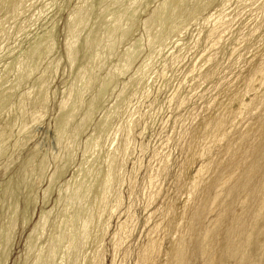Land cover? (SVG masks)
I'll return each instance as SVG.
<instances>
[{"label": "bare ground", "instance_id": "bare-ground-1", "mask_svg": "<svg viewBox=\"0 0 264 264\" xmlns=\"http://www.w3.org/2000/svg\"><path fill=\"white\" fill-rule=\"evenodd\" d=\"M40 1L0 0V15H2L0 18V47L2 42L7 41V37L13 33L9 30H13L14 26H8L9 22L11 20H20ZM88 1L81 0L80 4L78 2V5L69 13L65 22L64 31L66 36L63 44L66 62H68L69 67H72L73 63L77 64L75 61L78 53L77 48H82L86 42H81L83 45L78 46L80 33L87 23L88 7L90 5H88ZM124 1L110 0L107 3L105 2L104 6L102 5L104 9L98 19H102L100 23L105 22V25L102 26L101 24V26H106V28L104 27L106 30L98 36L99 31L94 38L95 41L88 39V41H94V44L92 42L94 45L92 49L95 52L92 56L93 58L89 60V57V62H87L88 60L86 62L85 60L82 61L81 58L84 63L81 62L82 65L79 66V71H77L76 75L74 73L75 77L73 76L72 84L61 95V100L58 101V116L55 122L60 131L57 133L55 128L56 133L54 132V134L56 135L51 143L52 149L50 152L52 157L57 159L58 152L61 151L60 148L65 146L66 162L69 166L68 161L74 151L72 145L77 142L75 141L74 143L76 137L83 134L82 128L88 118H90V109L94 108L95 110L93 105L97 102H95L94 97H96V92L100 93L99 89L93 94L94 96L92 95V98H89L90 100H87V103L85 102L87 104V113L84 117L81 116L82 119L80 118L75 128L72 127L73 131H71L72 134L69 138L66 139L63 135L64 132L70 130L69 125L75 121L74 117H79L78 115L76 116L77 113L75 111L79 110L78 107L82 105H80L81 99L86 96V92L90 93L89 90L96 81V71L99 66L101 68L100 64L104 62L100 51L106 52L109 56L110 52L120 46L126 37L134 34L135 29L133 28L139 25L136 24V26L134 22L137 21L134 20H136V16L140 14L142 8L145 7L141 6V2L144 0H129L123 5ZM158 1L159 3L148 11L149 13H144L146 8L141 12L147 15L140 22V25L143 26L145 44L148 47L157 45L158 41L165 38L164 28L167 26L170 28L169 30H173L175 40L180 37L183 38L182 35L186 33L187 28L196 23L198 25L201 23L204 26V31L202 36L190 38L188 43L187 41L183 43V40H181L182 44L181 47L177 48V52L173 53V56H169L168 60L165 61L163 59L164 61L160 68L152 73L154 78L163 80L160 84H162L163 88H166L174 78V68L179 69L182 62L190 58L186 68L181 70V73L179 72L180 77L178 80L176 79L177 83L173 86L172 94L167 100V108L170 110L171 116L168 122L163 125L166 132L161 137L159 145L153 150L152 157L145 167V172L141 178L140 186L137 191H134L137 183L136 176L142 167V156L147 146L145 147L143 143L136 145V137L140 136L141 138L144 131L142 128L137 132L136 128H138L137 126L140 128L142 120H154L159 114L160 106L155 103L156 99L153 100L154 98L146 107L142 105L145 108L144 111H146V113H141L143 115H139L140 113L135 106L134 109L126 113L124 120L119 118L121 122L118 123L119 126L115 129L112 138H106L108 140L110 138L111 142H109V147H107L108 149L110 148V151L105 158L103 157L105 159L103 162L106 163L104 172H101L103 177L100 178L101 174L99 173L100 175L96 174L99 177L98 179L94 177L89 179L90 177L88 176L87 178V174L96 165L93 164L100 159L102 154H100L102 149L98 146L100 141V136L98 135L97 137L98 129L96 128L98 127L94 125L93 129L97 132L96 134L94 132L92 135L89 134L90 136L87 135L88 139L86 143L84 142L85 148L83 147V151L81 150L83 153H81L80 166L75 170L73 169L74 172H72L70 179L64 181L63 189L60 190L61 192L58 193L55 200V203L62 207L61 211L63 214L61 216L60 214L57 215L58 217L56 215L51 217L52 208L43 210L44 207H41L38 217L32 223L30 222V229L24 240L25 245L22 257L27 259L33 255L31 264H106L105 249L103 247L106 237H108L109 243L112 245L109 264H115L117 254L136 229L135 216L131 211L134 200H142L144 211H147L149 206L154 204L158 198H161L160 203L144 218L145 224L152 223L145 232L144 241L137 247L133 264H195V260H199L200 264H227L231 260L234 264H264V0H233V4H228L230 0H222L215 7L213 5V3H217L215 0H191L192 4H189L186 0ZM184 2H188L190 7L187 6V9H184ZM49 4L37 6L38 10H35L37 12L30 16L29 19H25L29 21L36 18L37 15H41L44 8ZM227 4L229 6L232 5L228 7ZM140 7L142 8L140 9ZM211 8L212 10H210ZM109 12L117 14L114 17H110ZM206 12L207 14L204 15ZM107 15L110 18L107 19L105 17ZM131 15H136L134 22L129 21L130 17L128 19V16ZM164 15L167 16L168 20L170 19L169 24H167L166 18H163L165 17ZM181 18L183 19L181 20L182 23L175 26ZM98 19L96 18V21H99ZM23 21L19 25L16 24L17 28L14 29V32L17 35L24 32L26 28L28 21L27 23L25 20ZM169 25L175 28L172 27L174 29H171ZM198 28L201 29L200 26ZM50 31L40 37L39 41L30 48V51L28 50V53L26 51L27 55H25L24 60L23 57L17 61L15 60V65L11 64L15 66L16 79L14 81H16L15 85L17 87L24 80L28 82L29 80L27 79H30L31 76L34 77L35 72L39 70L38 67L41 61L43 62L45 58H48L47 56L52 52L54 43L51 41L50 34L53 32L51 33ZM168 33H166L167 36ZM171 34L170 36H172ZM173 36L170 41L173 40ZM88 43L83 48H87ZM131 43L128 47L126 46L127 48H123V53L117 57L119 59L117 61L118 64L116 62V70L114 71L116 65L113 64L114 72L108 73L109 69L106 71L107 78L110 80H115L119 76L124 78L131 71L133 63L136 62V53L134 51L139 50L138 47L137 50L134 48L141 45V38L135 39ZM163 44L164 41L161 45ZM161 45H157L158 48L154 52L152 51L153 53L148 50L151 55L148 53L149 56L148 59L146 58V62L144 60L143 64L139 63L141 65L126 76V82L121 81L124 83L122 84L123 86L120 84L122 89L118 93V99L125 92H128L127 89L130 84L135 81L138 82L139 79L145 77L149 72V66L156 58H159L157 56L163 54L161 53L163 48ZM90 46H92L91 43ZM164 50L166 51V49ZM88 52L90 51L87 50V54ZM139 53L140 51L137 54ZM107 55L106 57L108 58ZM59 59H51L52 61L50 60L47 67L42 68L43 71L38 73L40 75L34 81L32 80L34 83L33 88L32 86L30 90L28 88L27 91H29L27 93H20L21 96L18 93L19 98L17 99L16 108L13 110L15 111V116L11 115V110H6L8 101L13 96V93L14 95L16 94L12 91L14 89L8 87L0 92V117L5 114L4 119L0 121V158L5 154L4 143L6 144V140L13 137V148L17 150L27 145L30 138H32L31 130L45 118L44 116L48 110L47 96L50 90L48 88H50L49 84L53 74H56ZM69 67L67 68L68 70L70 69ZM8 69L5 68L3 73L0 74V83L8 76L7 74L10 70ZM177 69L174 73L177 72ZM171 70L172 74L170 73ZM106 79L103 80L105 81ZM140 81V84L144 83ZM148 82L145 87L139 84L143 87L142 96L152 91ZM15 85L13 86L15 87ZM152 89L154 88L152 87ZM105 90L107 91L108 88L105 87ZM135 91L137 93L139 90L136 89ZM138 94L136 95L138 96ZM105 95L107 94L105 93L104 97ZM141 95L140 97H142ZM149 96L148 94L147 98ZM192 98H197L200 105L196 107L192 103ZM100 100L102 101V98ZM97 101L99 100L97 99ZM114 102L110 108L111 113L113 111L116 112V109L120 107L118 101ZM118 104L119 107L117 108ZM4 109L6 112H4ZM100 117L99 122H96L99 127L103 124L105 125V123L106 125L110 124V118ZM72 119H74L73 122ZM14 125H16V128ZM13 128L14 132H12ZM110 128L111 126L109 130H106L111 132ZM84 132H86L85 129ZM100 132L102 131L100 130ZM90 144L93 147H90ZM37 145L35 144L34 147L37 148ZM137 149H139L138 153L136 152ZM175 150L179 151L180 160L173 163V151ZM89 158H92V161H89L93 162L91 164V166L93 165L92 167L86 166L89 163L85 161ZM26 163H30V159H27ZM129 163H131L130 168H128ZM41 165L42 163H40V166L37 164L40 167H37V171L40 170V174L42 171ZM173 165H175V171L171 177L175 187L173 195L169 196L163 193V188L165 180L171 175ZM63 166L65 167L66 165L63 164ZM35 168L33 167V170ZM62 168L61 166L56 171L53 170L54 172L48 179V184L43 189L42 202L50 195L52 183L54 182L53 184H55V180L65 175V171ZM100 168L99 170L96 169V171L100 172ZM33 170L30 172L32 175L35 171ZM91 174L93 175V172ZM41 175H44L43 171ZM38 177L40 178V176ZM126 180L129 181L128 189L130 191L128 194V205H124V196L121 192V186L123 183L125 185ZM20 181L22 182V179ZM92 184H96L93 189ZM6 187L3 190V192L5 191L4 194L10 189L9 187L6 191ZM79 202L81 203L79 204ZM9 211L8 218L5 217V219H8H6L8 222L5 225L7 229L4 227L5 231L3 230V232L0 229V235H2L0 238V264L7 262L11 238H13L16 224L14 208ZM113 218L116 220L114 223L115 227L114 231L110 232L109 229ZM29 221L31 220L23 214L22 227L25 228ZM47 231H49V234L46 233ZM121 252L122 257L119 264H124L125 259L131 255V252L128 248L122 249Z\"/></svg>", "mask_w": 264, "mask_h": 264}, {"label": "rangeland", "instance_id": "rangeland-1", "mask_svg": "<svg viewBox=\"0 0 264 264\" xmlns=\"http://www.w3.org/2000/svg\"><path fill=\"white\" fill-rule=\"evenodd\" d=\"M98 0H89L88 1V5H89V7H88V9H89V13H88V18H87V23H86V25L84 26L85 28H83L82 29V32L80 33V38H79V44H78V46H81V44L83 43V42H87L88 41V39H90V40H94L95 41V36L98 34V32L100 31V33L98 34V36L100 35V34H102L103 32H105V28H106V26H104V27H102L103 25H105V22L104 23H100L101 22V20H99L98 19V17H99V15H100V13H101V11H103V7H102V5L104 6V4H105V2L107 3L108 1H110V0H99L98 2H97ZM101 1V2H100ZM103 1V2H102ZM129 0H125L122 4L123 5H125V2H128ZM150 1V2H149ZM144 0L143 2H141V6L143 7V6H145L144 8H142V7H140V9L142 8V11L139 9V11H141V12H143V10L145 9V11H144V13H149L148 11H150L156 4H158L159 3V1L158 0H152L153 2L151 3V0ZM186 1H188L189 2V4H192L191 2L192 1H194V0H186ZM191 1V2H190ZM78 2H79V4H80V2H81V0H41L40 2H38L37 4H36V6H33V8H31L30 10H29V13L27 12L26 13V15H28L27 17H25V16H23L20 20H11V21H13V22H9V24H8V26H11V27H13L12 29L13 30H9V31H11V32H13V33H11L10 34V32H9V37H7V41H3L2 42V44H1V47H0V74L1 73H3V71H4V69L6 68V69H8L9 67V73L7 74L8 76H6V78H5V80L4 81H2L1 83H0V92L3 90V89H7L8 87L9 88H13L14 90H12V91H14L16 94L14 95V93H13V96L10 98V100L8 101V103H7V107L9 108H6V110L7 111H10V112H12L11 113V115L13 116H15V111H13L16 107V104H17V99L19 98V95H20V93H27L31 88V86H32V88H33V81H34V79H36L40 74H38V73H41V71H43V67H47V65H48V63L50 62V60L52 59H59L60 61H59V65H58V67H57V70H56V74H53V76H52V79L50 80V88H48V89H50L49 90V92H48V96H47V100H48V110H47V112H46V114H45V118H43V120L40 122V123H38L37 125H35V127L31 130V132H32V135H31V137L32 138H30V140H29V142L27 143V145H25L26 146V148H25V146H22V147H20L18 150L17 149H14L13 148V137H10V139L9 140H6L5 142H6V144L4 143V149L6 150L4 153V155L3 156H1V158H0V229H1V232H3V230L5 231V229H4V227L7 229V226H5L6 225V223L8 222L7 220V218H8V215H9V213H10V211L9 210H11V208H14V210H15V212H16V218H15V228H14V233H13V238H11L12 239V241H11V246H10V250H9V253H8V256H7V262H5L4 264H31V261L33 260V255H31L29 258H27V259H25V257H22V254H23V250H24V245H25V242H24V240H25V238H26V236H27V233H28V230L30 229V224L33 222V220L34 219H36L37 217H38V215L40 214V210L42 209L41 207H44L43 208V210L44 209H49V208H52V215H51V217H54L55 215L57 216V215H59L60 214V216H61V214H63L62 213V207L61 206H59V204H57V203H55V200H56V198H57V195H58V193H60L61 191L60 190H62L63 188H62V185H63V183H64V181H66V180H68V179H70V177H71V175L73 174L72 172H74V170L75 169H77L79 166H80V164H81V160H82V156H81V153H83L82 151H83V147L85 146V143H86V140L88 139L87 137V135H89V134H91L92 135V133L94 132V134H96V132L98 131V132H100V130L102 131V132H100V134H98V132H97V137H98V135L100 136L99 138H100V141H101V137H102V141L100 142L99 141V147L102 149V150H100V148H98V150H100V154H101V157H100V159L99 160H96V162L93 164V165H100L102 162H103V160L105 161V157H106V155L108 154V152L110 151L107 147H109V142H111V139L110 138H112V136H113V133L115 132V129H117L118 128V126H119V124L118 123H120L121 121V119H123L124 120V118L126 117V113L127 112H129L131 109H134V107L135 108H137V110H138V112L140 113L139 115H143V114H141V113H146V111H144V107H146V105L153 99V100H155L156 102V104L157 105H159L160 106V112H159V114L156 116V118L154 119V120H146V121H141L142 123L140 124V128H139V126H137L138 128H136V131L138 132L140 129H142L143 128V135H142V137L140 138V136H138V137H136V145L138 146L140 143H143L144 145H145V147H146V150H145V152H144V154H143V156H142V167H141V169L138 171V173H137V176H136V179H137V183H136V185H135V188H134V191H137V189L139 188V186H140V181H141V178H142V176H143V174H144V172H145V167L147 166V164H148V162H149V160H150V158L152 157V153H153V150L159 145V143H160V140H161V137L164 135V133L166 132V130L164 129V126L163 125H165L167 122H168V120L170 119V116H171V114H170V110L167 108L168 106H167V100H168V98L170 97V95L172 94V88H174L173 86H175L176 85V83H177V80H178V78L180 77V73H181V70H184L185 68H186V65L188 64V62H189V60H190V58H187V60H185L184 62H182V64L180 65V68L179 69H177V68H174V70H173V75H174V78L172 79V81H171V83H170V85L168 86V87H166V88H163L162 87V84H160L161 82H163V80L160 78H154V76L152 75V73L156 70V69H158V68H160V66H161V64L163 63V61L165 60H168L171 56H173L176 52H177V48H179V47H181V40H183L182 42L183 43H186V41H187V43L190 41V38H194V37H196V36H202L203 35V31H204V29H203V27L204 26H202L201 25V23L198 25L197 23L196 24H194V25H192V26H190V27H188L187 28V30H186V33H184V35H182V37L183 38H178V39H176L175 40V37L173 36V30L171 31V30H169L170 28H168V26L166 27V28H164V39L166 40H160V41H158L157 42V45H161L162 44V42L164 41V44L166 43V45H167V47H166V45L164 46V44L163 45H161V47L163 46V48L164 49H166V51L163 49H161V53H163V54H160V56H157V57H159L158 59L156 58L155 60H154V64L152 63L151 64V66H149L150 68H149V72L145 75V77H142V78H144V79H139V80H141L140 82H144V83H139V80H138V82L137 81H135L136 82V84H135V82L134 83H132V84H130L129 86H128V92H125L126 93V95H125V93L123 94V95H125V96H121V97H119V99L117 98V96H118V93L121 91L120 89H122L121 88V85L124 83V82H126V80H127V78H126V76H128V74H130L132 71H133V69H135V68H137L138 66H140L141 64H143L144 62V60H145V62H146V58L148 59V56H149V54L150 53H153L154 52V50L155 49H157L158 48V46L155 44L153 47H148L146 44H145V35H144V30L142 29V27L143 26H141L140 25V22H142V20L147 16L146 14H144V13H141L140 12V14L138 15V13H137V15L138 16H136V20H134V15H131V16H133V17H131V16H128V19H129V17H130V19H129V21L131 20L132 22H134V21H137V22H134L135 23V25L137 24H139L138 26H140V27H138L137 25V27L136 26H134V27H136V28H133V29H135L134 30V34H132V35H129V37H126V39L120 44V46H118L116 49H114V51H111L110 52V54H109V56L107 55V53L106 52H103V51H100V53L103 55V57H101L102 55L99 53V55H101L100 57L101 58H103V60H104V62L103 63H101L100 65H101V68H100V66H99V69H97V71H96V74H95V83L93 84V86H91V88H90V93L89 92H86V96H83V98L81 99V103H80V105L82 106H80V107H78V111H79V113H78V111H75V113H77L76 114V116L78 115L79 117L77 118H75L74 116V119H75V121L73 122V120L74 119H72V122L74 123H71L69 126V131L68 132H64V135H63V137L64 138H69V136L72 134V132L71 131H73V128H75V125H77V122H79V120H80V118L82 119V117H84V115L87 113V100H90L89 98H92L94 95L93 94H95V92L96 91H98L97 89H99L100 90V93H101V91H102V89L104 88L105 89V87H107L108 88V90L105 92L104 91V89H103V91H102V93L100 94L99 92H96V97H94L95 98V102H97V103H95L93 106L95 107V110H94V108H91L90 110L91 111H89L90 113H92V111L94 110V112L92 113V114H90L89 113V117L90 118H88V121L86 122V124H84L83 125V128L85 129V131L86 132H84V129L82 128V133L83 134H81L80 136H77L76 137V139L74 140V143H75V141H77L76 143H75V145L73 144L72 146H73V149H74V151L72 152V155H71V159L68 161L69 162V164H70V166L67 164V162H66V158H67V154H65V152H66V150H65V146H62L61 148H60V150L61 151H59L58 153H59V155L61 156H59V155H57L58 157H57V159L55 158H53L52 157V154H51V149H52V141H53V139H54V136L56 135V134H54V132L56 131V129H57V133L60 131L57 127V124H56V120H57V116H58V104H59V102L58 101H60L61 100V95H63L65 92H66V90L70 87V84H72V80L74 79L73 78V76L75 77V75H76V73H77V71H79V66H81L82 65V63H84V62H82V61H84L85 60V62H86V60H88V58L90 57V59L89 60H92L91 58H93L92 56H93V54L95 53L94 52V49H92L93 47H94V41H88L87 43H88V45H87V48H83L87 43L85 42L84 44V46H82V48H80V47H78L77 48V56H76V62H77V64H74L73 63V65H72V67H69L68 66V62H66L67 61V59H66V55H65V49H64V40H65V34H66V32L64 31L65 29V22H66V19H67V17H68V15H69V13H71L74 9H75V7H76V5H78ZM151 3V4H149V3ZM188 2H184V4H185V6L183 7L184 9H187V6H189L190 7V5H188ZM215 2H217V3H213V5H214V7L215 6H217V4H219V2L221 3L222 2V0H215ZM233 2V0H230L229 1V3L228 4H230V3H232ZM47 3H50L49 5H47L45 8H44V10L42 11V13H41V15L39 14V15H37V17L36 18H33V19H31V20H26L27 18L29 19V17L30 16H32V15H34L35 14V12H37V11H35L36 9L38 10V7H40L41 5H43V4H47ZM97 3H98V5H100V6H98L97 5ZM99 3H102V4H99ZM95 4V5H94ZM145 4V5H144ZM146 4H147V6H146ZM183 4V5H184ZM227 4V5H228ZM233 4V3H232ZM231 4V5H232ZM97 5V6H96ZM231 5L229 6L228 5V7H231ZM38 6V7H37ZM37 7V8H36ZM100 7V8H99ZM213 7V8H214ZM228 7H226V8H228ZM183 8H182V10H183ZM210 10H212V8L210 9ZM31 11V12H30ZM138 11V12H139ZM116 12V11H115ZM31 13V14H30ZM109 15H110V17H114L117 13H114V12H109L108 13ZM207 14V12L206 13H204V15H206ZM109 15H107V16H105L107 19L108 18H110L109 17ZM204 15H202V16H204ZM1 16L2 15H0V18H1ZM165 17H163L164 19L167 17L166 15H164ZM26 18V19H25ZM96 18L99 20V21H96ZM100 18V17H99ZM133 18V19H132ZM182 18H184V17H182ZM180 19V21L181 20H183V19ZM202 18V17H201ZM139 19V20H138ZM23 20H25L26 21V23H27V21H28V23L26 24V28H25V30H24V32H22L20 35L18 34H16L15 32H14V29L15 28H17V25L16 24H18L19 25V23H22V22H24ZM58 20V21H57ZM134 20V21H133ZM166 20V22H167V24H169V20H168V18H166L165 19ZM168 20V21H167ZM177 21V20H176ZM180 21H178L177 22V24H175V26L176 25H178V24H180V23H182V21L180 22ZM17 22V23H16ZM34 22V23H33ZM96 22H98V23H100L99 25H98V23L96 24ZM166 22H165V24H166ZM96 25H98V26H96ZM174 23H176V22H174ZM101 24H102V26H101ZM164 24V25H165ZM166 24V25H167ZM163 25V26H164ZM172 25V24H171ZM171 25H169V27H171ZM198 25V26H197ZM16 26V27H15ZM29 26V27H28ZM52 26H54V27H52ZM92 26V27H91ZM100 26H101V28H103V29H101L100 28ZM200 26V28L201 29H199L198 27ZM172 27H174V26H172ZM171 27V29H174V28H172ZM57 28V29H56ZM94 28H96L95 29V31H93V29ZM99 30H98V29ZM48 29H49V31L53 34H50L51 35V41L54 43L53 44V50H52V52L47 56L48 58H45V60H43V62L41 61V63L39 64V70H37V72H35V74H34V77L33 76H31L30 77V79H27V80H29L28 82L26 81V80H24L23 82H21L22 84H19L18 85V87L20 88H18L15 84H16V81H14L15 79H16V71H15V60L17 61V60H19L20 58H23V60L25 59V55H27V53H28V50L30 51V48L32 47V46H34L35 45V43L37 42V41H39L38 39L40 38V37H42L43 35H45V33L47 34V33H49V31H48ZM102 31H101V30ZM136 29H137V31H136ZM98 30V31H97ZM139 30V31H138ZM165 30H169V31H165ZM200 30H202V31H200ZM55 31V32H54ZM63 31V32H62ZM95 33V35H94V33ZM136 31V32H135ZM170 31H171V33H170ZM199 31V32H198ZM169 32V33H168ZM91 33H93L92 35H90ZM166 33H168V36H170V34L173 36V40H171L170 41V38L172 39V36H170V37H168L167 36V34ZM83 34V35H82ZM88 34V35H87ZM198 34V35H197ZM16 35V36H15ZM93 35H94V37H93ZM53 36V37H52ZM84 36H86L85 38H83ZM139 36V37H138ZM167 36V37H166ZM88 37V38H87ZM90 37V38H89ZM91 37H92V39H91ZM131 37V38H130ZM137 37V38H136ZM87 38V39H86ZM128 38V39H127ZM139 38H141V45H138V46H135L136 48H134V49H136L137 50V47H138V51H134V49H133V51L136 53H134V52H132V53H134L135 54V63H133V65H132V67H131V71L127 74V75H125L124 76V78L123 77H118L117 79L115 78V80H110L109 78H107V70H108V73L109 72H111L112 73V71H113V64H115L116 65V62L118 61V59H117V57H119V55H121L123 52H122V50H124L125 49V47L127 46H129L130 44H132L131 42H133L135 39H139ZM166 38H169V39H166ZM14 39V40H13ZM53 39V40H52ZM82 40V41H81ZM168 41V42H167ZM175 41V42H174ZM4 42H6V43H4ZM82 42V43H81ZM92 42H93V44H92ZM143 42V43H142ZM170 42V43H169ZM171 42H172V44H171ZM90 43H91V45L92 46H90ZM178 43V44H177ZM177 44V45H176ZM3 45V46H2ZM83 45V44H82ZM180 45V46H179ZM10 46V47H9ZM139 46H141L140 48L142 49V51H141V49L139 48ZM155 46H157V47H155ZM86 47V46H85ZM126 47V48H127ZM155 47V48H154ZM161 47H159V48H161ZM172 47V48H171ZM6 48H7V50H6ZM29 48V49H28ZM57 48V49H56ZM120 48V49H119ZM124 48V49H123ZM150 48V49H149ZM84 49H86V50H84ZM55 50V51H54ZM87 50L88 51H90V52H88V54H87ZM150 51V53H149V51ZM25 51V52H24ZM26 51H27V53H26ZM80 51H81V53H80ZM115 51H116V53H115ZM140 51V53L139 54H137L138 52ZM153 51V52H152ZM170 51V52H169ZM91 52H93V53H91ZM105 53V54H103V53ZM24 53V54H23ZM114 53V54H113ZM149 53V54H148ZM174 53V54H173ZM84 54V55H83ZM86 54V55H85ZM173 54V55H172ZM20 55V56H19ZM88 55V56H87ZM106 55L108 56V58L106 57ZM138 55H140V56H138ZM151 55V54H150ZM17 56V57H16ZM19 56V57H18ZM53 56V57H52ZM85 56V57H84ZM138 56V57H137ZM163 56H165V57H163ZM170 56V57H169ZM16 57V58H15ZM83 57H84V59H83ZM105 57V58H104ZM111 57V58H110ZM163 57V58H162ZM168 57V58H167ZM78 58V59H77ZM81 58H82V61H81ZM87 58V59H86ZM117 60H116V59ZM143 58H145V59H143ZM80 59V60H79ZM137 59H139V60H137ZM143 59V60H142ZM164 59V60H163ZM49 60V61H48ZM51 60V61H52ZM89 60L87 61V62H89ZM63 61V62H62ZM74 61V62H75ZM106 61V62H105ZM108 61V62H107ZM9 62V63H8ZM12 62V63H11ZM61 62V63H60ZM65 62H66V64H65ZM82 62V63H81ZM79 63V64H78ZM139 63H141V64H139ZM159 63V64H158ZM11 64H14V65H11ZM117 64H118V62H117ZM139 64V65H138ZM7 65V67H5ZM9 66V67H8ZM12 66V67H11ZM70 68L69 70L67 69V68ZM110 67V68H109ZM116 67H117V65L114 67V71L116 70ZM154 67V68H153ZM179 67V66H178ZM14 68V69H13ZM43 68V69H42ZM12 69V70H11ZM42 69V70H41ZM74 69V70H73ZM102 69V70H101ZM112 69V70H111ZM176 69H177V72H175L174 73V71H176ZM65 70V71H64ZM15 71V72H14ZM63 71V73H61ZM67 71H69L68 73H67ZM113 71V72H114ZM180 72V73H179ZM74 73H75V75H74ZM98 73V74H97ZM110 73V74H111ZM150 73V74H149ZM170 73L172 74V70L170 71ZM37 74V75H36ZM63 74V75H62ZM178 74V75H177ZM99 75V76H98ZM104 75V76H103ZM151 75H152V79H151ZM61 76V77H60ZM15 77V78H14ZM100 77V78H99ZM104 77V78H103ZM148 77H149V79H148ZM107 78V79H106ZM68 79V80H67ZM103 79H106L105 81L107 82V86L105 85L106 84V82L103 80ZM109 79V80H108ZM147 79V80H146ZM153 81V83H151L152 81ZM177 79V80H176ZM33 80V81H32ZM144 80V81H143ZM158 80V81H157ZM52 81V82H51ZM67 81V82H66ZM111 81V82H110ZM121 81H124V82H121ZM149 81V82H148ZM110 82V83H109ZM114 82V83H113ZM147 82H148V84L149 85H151V88H150V90H152V91H149V98H147V96H148V94H146L145 96H142L141 95V93H142V89H143V87H145L146 85H147ZM158 82V83H157ZM4 83V84H3ZM30 83H31V85H30ZM98 83V84H97ZM100 83V84H99ZM103 83H104V85H103ZM108 83H109V86H108ZM15 85V87L13 86V85ZM23 84H25L24 86H23ZM116 84V85H115ZM121 84V85H120ZM141 86H143V87H141ZM101 87H100V86ZM136 85H138V86H136ZM161 85V86H160ZM113 86V87H112ZM123 86V85H122ZM131 86V87H130ZM160 86V87H159ZM111 87V88H110ZM136 87V88H135ZM138 87V88H137ZM152 87L154 88V89H152ZM29 88V90L27 91V89ZM64 88V89H63ZM101 88V89H100ZM129 88H130V90H129ZM133 88H135L134 90H133ZM141 88V89H140ZM162 88H163V90H162ZM169 88V89H168ZM139 90V91H137V93H135L136 91L135 90ZM160 89V90H159ZM64 90V91H63ZM94 90V91H93ZM112 90V91H111ZM116 90V91H115ZM165 90H167V91H165ZM20 91V92H19ZM55 91V92H54ZM115 91V92H114ZM132 91V92H131ZM158 91V92H157ZM53 92H54V94H53ZM103 92H105L107 95H105V97H104V94H103ZM108 92V93H107ZM151 92V93H150ZM18 93H19V95H18ZM139 93V94H138ZM136 95V94H138V96L136 95V97H134V95ZM85 95V94H84ZM93 95V96H92ZM103 95V96H102ZM116 95V96H115ZM140 95L142 96V97H140ZM163 95V96H162ZM21 96V95H20ZM102 96V97H101ZM98 97V98H97ZM127 97H128V99H127ZM133 97V98H132ZM100 98H102V101L100 100ZM116 98H117V100H116ZM97 99L99 100V101H101V103H99V101H97ZM121 99V101H119ZM143 99V100H142ZM145 99H146V101H145ZM84 100V101H83ZM106 100V101H105ZM123 100H124V103H123ZM128 100V101H127ZM141 100V101H140ZM160 100V101H159ZM193 100H194V102H193ZM196 100V101H195ZM104 101H105V103H104ZM113 101H118L119 103H120V107H119V104L117 105V108L119 107V109H116V112L115 111H113L112 113H111V111H110V108H111V106L113 105ZM131 101H133L134 102V104H133V102H131ZM84 102V103H83ZM86 102V103H85ZM114 102V103H115ZM122 102V103H121ZM130 103H132V104H130ZM192 103L193 104H195V106L197 107V106H199L200 105V102L198 101V99L197 98H192ZM84 104V105H83ZM96 104H98V105H96ZM102 104V105H101ZM111 104V105H110ZM96 105V106H95ZM122 105H124V106H122ZM144 107H143V106ZM109 106V107H108ZM139 106V107H138ZM140 106H141V108H140ZM109 108V109H108ZM93 109V110H92ZM6 110L4 109V112H6ZM99 110V111H98ZM104 110H106V111H104ZM141 110V111H140ZM167 110H168V112H167ZM103 111V112H102ZM110 111V112H109ZM144 111V112H143ZM106 112V113H105ZM114 112H115V114H114ZM102 113H105V114H102ZM111 114V115H110ZM75 115V114H74ZM93 115V116H92ZM110 115V117H108ZM115 115H116V117H115ZM4 116H5V114H3V116L2 117H0V121L2 120V119H4ZM82 116V117H81ZM100 116H103V117H108V119H109V123L110 124H108V125H106V123H105V125L103 124L102 126H98V120H100V118H102V117H100ZM111 116H113V117H111ZM118 116V117H117ZM168 116V117H167ZM100 117V118H99ZM99 118V119H98ZM119 118H121V119H119ZM108 119H107V123H108ZM118 119V120H117ZM113 120V121H112ZM167 120V121H166ZM164 121V122H163ZM97 122V123H96ZM114 122V123H113ZM149 122V123H148ZM166 122V123H165ZM163 123V124H162ZM55 125V126H54ZM58 125H60V122L58 123ZM86 125V126H85ZM94 125H96L95 127H98V128H96V129H98L96 132H95V129H93V127H94ZM115 125V126H114ZM15 126V128H16V125H14ZM13 126V127H14ZM106 126H107V128H106ZM111 126V128H110V131L111 132H109V131H107V130H109V127ZM143 126V127H142ZM145 126H146V128H145ZM61 127V125L59 126V128ZM73 127V128H72ZM85 127H87V128H85ZM56 128V129H55ZM100 128V129H99ZM101 128H103V129H105L104 131H103V129H101ZM34 129H35V131H34ZM107 129V130H106ZM112 129V130H111ZM67 130H68V128H67ZM65 131H66V129H65ZM90 131H92V132H90ZM147 131V132H146ZM12 132H14V128H13V130H12ZM146 132V133H145ZM56 133V132H55ZM66 133H67V135H66ZM104 133H106L105 135H104ZM109 133V134H108ZM54 134V135H53ZM90 136V135H89ZM144 136V137H143ZM85 137H86V139H85ZM108 137H110L109 138V140L108 139H106V138H108ZM143 138V139H142ZM47 139V140H46ZM117 139H118V135H117ZM13 140V141H12ZM85 140V141H84ZM106 140H107V142H106ZM85 142V143H84ZM105 143V144H104ZM107 143V144H106ZM115 143H116V141H115ZM35 144H38L37 145V148L36 147H34V145ZM64 145H65V143H64ZM91 145V146H90ZM89 146L90 147H93V145L92 144H90ZM103 145V146H102ZM7 146H9V147H7ZM51 146V147H50ZM102 146V147H101ZM41 147H42V149H41ZM78 147V148H77ZM23 148V149H22ZM36 148V149H35ZM64 148V149H63ZM85 148V147H84ZM108 150H107V149ZM63 149V150H62ZM78 149V150H77ZM30 150V151H29ZM82 150V151H81ZM138 150L139 149H137V153H138ZM45 151V152H44ZM76 151V152H75ZM107 151V152H106ZM14 152V153H13ZM64 152V153H63ZM75 152V153H74ZM51 155H50V154ZM138 155V154H137ZM64 156V157H63ZM73 156V157H72ZM76 156V157H75ZM136 156V155H135ZM43 157V158H42ZM61 159H60V158ZM104 157V158H103ZM180 155H179V151L178 150H175V151H173V163H175V162H177V161H179L180 160ZM18 158V159H17ZM45 158V159H44ZM73 158V159H72ZM27 159H30V163H26V161H27ZM42 159H44V160H42ZM62 159H64V160H62ZM90 159V160H89ZM88 160L86 159V161L85 162H88L87 164L88 165H86V163H84L87 167L88 166H91V164L93 163V162H89V161H92V158H89ZM39 160H40V162H39ZM61 160V161H60ZM42 161H44V162H42ZM71 161V162H70ZM80 161V162H79ZM101 161V162H100ZM97 162H99L98 164H97ZM13 163V164H12ZM40 163H42V171H43V174L44 175H41L42 174V171H41V174H40V170H38L37 171V169L38 168H40V167H38V166H40ZM62 163V164H61ZM72 163V164H71ZM29 164V165H28ZM37 164H38V166H37ZM48 164V165H47ZM63 164L64 165H66L65 167L63 166ZM102 164H103V167H102ZM100 166L98 165V166H94L93 168H91L90 170L91 171H89V174H87V178H88V176L90 177L89 179H92V177H94V178H96V179H98L99 177H97L98 175H100L101 174V176H100V178H102L103 177V172H104V167L106 166V163L105 162H103ZM24 165V166H23ZM34 165V166H33ZM92 165V166H93ZM176 165V164H175ZM175 165H173V167H172V169H171V175L167 178V180H165V182H164V188H163V193H165V194H168L169 196H172L173 195V193H174V184L172 183V181H173V178L171 177L172 176V173L175 171ZM10 166H11V168H10ZM19 166H20V168H19ZM27 166V167H26ZM62 166L63 168L62 169H64V173H65V175L63 176V177H61V178H59V179H57V180H55V184H53L52 183V186H51V189H50V192H49V194L50 195H48V198L44 201V202H42V197H43V189L45 188V186L48 184V182H49V178L51 177V175H52V173L54 172L53 170H57L58 168H60V167ZM70 168H69V167ZM91 166V167H92ZM24 167H25V169H24ZM33 167L35 168L34 170H33ZM38 167V168H37ZM100 168V172L98 171H96V169H98L99 170V168ZM131 167V163H129L128 164V168H130ZM66 168V169H65ZM106 168V167H105ZM8 169V170H7ZM34 171V174L32 175L30 172H32V170ZM46 169V170H45ZM74 169V170H73ZM22 170H23V172H22ZM45 170V171H44ZM102 170V171H101ZM6 171V172H5ZM37 171V172H36ZM94 171H95V173H94ZM28 174H26V173ZM93 172V175L91 174ZM102 172V173H101ZM16 173V174H15ZM23 173H24V175H25V178H24V175H23ZM100 173V174H99ZM30 174V175H29ZM38 174V175H37ZM96 174H98L97 176H96ZM32 175V176H31ZM92 175V176H91ZM12 176V177H11ZM29 176V177H28ZM31 176V177H30ZM38 176H40V178L38 177ZM55 176V175H54ZM26 179V178H28V179H26L25 181H23L24 179ZM10 178V179H9ZM38 178V179H37ZM43 178V179H42ZM20 179H22V182H23V184H21L22 182L20 181ZM81 179H83L82 177H81ZM10 180V181H9ZM48 180V181H47ZM7 182V183H6ZM9 182H11L10 184H9ZM20 184H19V183ZM5 183V184H4ZM39 183V184H38ZM57 183V184H56ZM62 183V184H61ZM8 184V185H7ZM19 185V187H18V185ZM34 184V185H33ZM124 184V183H123ZM122 184V186H121V192L123 193L122 195L124 196L123 198H124V205H128V203H129V196H128V194L130 193V191H129V186H128V184H129V181L128 180H126L125 181V185H123ZM10 185V186H9ZM17 185V186H16ZM21 185V186H20ZM61 185V186H60ZM96 184H92V189L93 188H95L96 186H95ZM7 186V187H6ZM5 187H6V191H7V189H9V187H10V189L6 192V194H4V192H3V190H5ZM19 188V191H18V188ZM24 189V190H23ZM58 189V190H57ZM11 190V191H10ZM3 192V193H2ZM10 194H9V193ZM30 193V194H29ZM52 194V195H51ZM127 194V195H126ZM11 195H12V197H11ZM36 198H35V197ZM24 197V198H23ZM33 199V200H32ZM6 201V202H5ZM160 201H161V198H158L157 200H156V202L154 203V204H152V205H150L149 206V208L147 209V211H144V203H143V201L142 200H138V199H136V200H134V203H133V205H132V208H131V211H132V213L134 214V216H135V225H136V229H135V231H134V233L125 241V243L123 244V246H122V248H121V251H122V249H124V248H128L129 250H130V252H131V255L127 258V259H125V261H124V264H133V261H134V259H135V254H136V252H137V247H138V245L139 244H141L143 241H144V236H145V232H146V230L148 229V227L151 225V223L152 222H149V223H147V224H145L144 222H145V220H144V218L146 217V215L148 214V213H150V212H152L154 209H155V207L160 203ZM43 204V206H42V204ZM46 203V204H45ZM81 202H79V204H80ZM35 204V205H34ZM45 204V205H44ZM49 204V205H48ZM52 204H54V205H52ZM57 204V205H56ZM13 205V206H12ZM37 205V206H36ZM61 205V204H60ZM54 207V208H53ZM77 207V206H76ZM16 208V209H15ZM19 208V209H18ZM36 208V209H35ZM59 208V209H58ZM74 209H75V207H74ZM3 210V211H2ZM71 210H73V209H71ZM33 212V213H32ZM60 212V213H59ZM69 212H71L70 210H69ZM27 213V214H26ZM58 213V214H57ZM23 214L27 217V218H29L31 221H29V223H27L26 224V226H25V228H23L22 227V225H21V222H22V216H23ZM30 216V217H29ZM34 216V217H33ZM5 217H7L6 219H5ZM58 217V216H57ZM31 222V223H30ZM116 222V220H115V218H113V221H112V223H111V227H110V229H109V231L110 232H113L114 231V223ZM2 227H3V229H2ZM17 227V228H16ZM49 230V229H48ZM49 231H47L46 233H48ZM49 234V233H48ZM2 237V235H0V238ZM46 237V236H45ZM111 246V247H110ZM103 247H104V249H105V259H106V264H109V260H110V254H111V252H112V245L109 243V240H108V237H106V239H105V241H104V245H103ZM119 252L118 254H117V258H116V262H115V264H119L120 263V261H121V257H122V252ZM20 255V256H19ZM21 257V258H20ZM25 260H24V259ZM31 258V259H30ZM195 264H200V261L199 260H195V262H194ZM227 264H234V262L231 260V261H229V263H227Z\"/></svg>", "mask_w": 264, "mask_h": 264}]
</instances>
